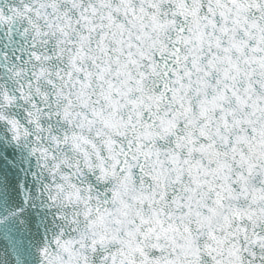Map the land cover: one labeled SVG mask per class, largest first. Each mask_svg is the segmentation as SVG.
<instances>
[{
  "label": "snow or ice",
  "instance_id": "snow-or-ice-1",
  "mask_svg": "<svg viewBox=\"0 0 264 264\" xmlns=\"http://www.w3.org/2000/svg\"><path fill=\"white\" fill-rule=\"evenodd\" d=\"M0 264H264V0H0Z\"/></svg>",
  "mask_w": 264,
  "mask_h": 264
}]
</instances>
